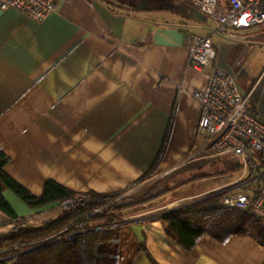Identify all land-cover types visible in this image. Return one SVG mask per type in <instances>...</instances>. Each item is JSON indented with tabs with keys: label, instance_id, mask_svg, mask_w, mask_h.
I'll return each instance as SVG.
<instances>
[{
	"label": "crops",
	"instance_id": "obj_1",
	"mask_svg": "<svg viewBox=\"0 0 264 264\" xmlns=\"http://www.w3.org/2000/svg\"><path fill=\"white\" fill-rule=\"evenodd\" d=\"M55 2L57 10L42 22L0 9L5 171L37 196L48 179L80 193L122 192L119 198L131 204L127 223L160 264H264V243L254 235L220 241L206 234L188 250L160 220L218 188L168 197L183 184L162 193L213 159L200 153L208 139L199 130L200 104L186 94L177 99V84L191 91L207 86L212 68H187L185 39L211 34L215 21L191 0ZM217 36L215 62L236 76L232 45ZM236 79L251 94V109L264 115V68ZM151 168L156 171L144 176ZM5 196L18 219L0 211V239L17 225H40L60 212L32 208L10 189ZM134 264L149 259L139 252Z\"/></svg>",
	"mask_w": 264,
	"mask_h": 264
},
{
	"label": "trees",
	"instance_id": "obj_2",
	"mask_svg": "<svg viewBox=\"0 0 264 264\" xmlns=\"http://www.w3.org/2000/svg\"><path fill=\"white\" fill-rule=\"evenodd\" d=\"M8 162L9 156L0 149V211L10 220L18 219V215L5 196L7 189L32 208L55 207L79 195L85 198L40 225L13 227L8 236L0 239V256L13 255L3 264H134L139 252L147 255L149 264H160L127 223L125 209L131 204L119 198L122 192L80 193L48 179L37 196L5 171ZM155 171L151 168L144 176ZM186 182L168 185L162 193ZM160 220L167 234L188 250L206 234L220 241L251 234L264 243V221L251 209L227 207L222 193L166 212ZM42 242L44 245L22 253Z\"/></svg>",
	"mask_w": 264,
	"mask_h": 264
},
{
	"label": "built area",
	"instance_id": "obj_3",
	"mask_svg": "<svg viewBox=\"0 0 264 264\" xmlns=\"http://www.w3.org/2000/svg\"><path fill=\"white\" fill-rule=\"evenodd\" d=\"M191 3L216 24L209 35L186 36V66L211 67L212 73L204 89L191 91L183 83L177 84V99L186 94L200 104L199 130L208 134L200 153L210 158L236 157L244 167L239 178L219 190L224 194V204L229 208L251 209L264 221V115L251 109V94L241 92L235 76L215 64L217 49L213 41L214 35L229 29L264 25V0H191ZM8 8L42 22L57 10V4L55 0H0V9ZM84 198L79 195L56 207L61 211ZM41 245L44 243L38 246ZM12 257L0 256V264Z\"/></svg>",
	"mask_w": 264,
	"mask_h": 264
},
{
	"label": "rangeland",
	"instance_id": "obj_4",
	"mask_svg": "<svg viewBox=\"0 0 264 264\" xmlns=\"http://www.w3.org/2000/svg\"><path fill=\"white\" fill-rule=\"evenodd\" d=\"M261 28V25H257L251 30L229 29L224 34H217V37L225 41L228 46L232 45L231 51L229 52V60L236 64L237 70L235 75L238 79L242 71L247 72L251 77H256L264 68V33H262ZM243 170V165L238 162L236 157L223 156L213 158L209 161L207 166L198 168L181 176L179 180H191L186 182L183 186L172 190L168 194V197L176 198L188 193L198 192L211 187H218L215 192L193 199L198 202L220 192L219 190H224L228 186H226V183L230 181L233 182L239 178ZM193 200H190V202ZM53 214L56 215V212L52 211V213H50V215ZM47 217H49V215L46 216V218ZM38 245L39 244L36 246Z\"/></svg>",
	"mask_w": 264,
	"mask_h": 264
},
{
	"label": "water",
	"instance_id": "obj_5",
	"mask_svg": "<svg viewBox=\"0 0 264 264\" xmlns=\"http://www.w3.org/2000/svg\"><path fill=\"white\" fill-rule=\"evenodd\" d=\"M219 193H221V192H217L216 194H219ZM37 247H39V246H34V247H31V248H28L27 250L23 251L22 253L28 252V251H30L32 249L37 248Z\"/></svg>",
	"mask_w": 264,
	"mask_h": 264
}]
</instances>
